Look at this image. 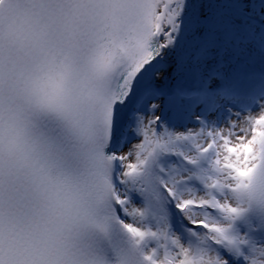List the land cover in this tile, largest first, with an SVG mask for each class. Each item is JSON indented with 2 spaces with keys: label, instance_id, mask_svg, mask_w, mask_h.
Returning a JSON list of instances; mask_svg holds the SVG:
<instances>
[{
  "label": "snow or ice",
  "instance_id": "1",
  "mask_svg": "<svg viewBox=\"0 0 264 264\" xmlns=\"http://www.w3.org/2000/svg\"><path fill=\"white\" fill-rule=\"evenodd\" d=\"M0 264H264V0H0Z\"/></svg>",
  "mask_w": 264,
  "mask_h": 264
}]
</instances>
